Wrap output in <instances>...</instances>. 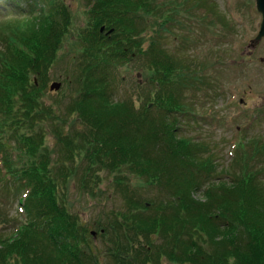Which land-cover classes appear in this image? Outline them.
Returning <instances> with one entry per match:
<instances>
[{
	"label": "trees",
	"instance_id": "trees-1",
	"mask_svg": "<svg viewBox=\"0 0 264 264\" xmlns=\"http://www.w3.org/2000/svg\"><path fill=\"white\" fill-rule=\"evenodd\" d=\"M193 1L192 6L206 5ZM1 4L10 16L0 17V179L24 194L27 222L0 232V264H103L97 253H87L88 227L55 197L59 181L79 174L81 163V186L86 177L97 183L101 172L110 171L117 186L136 174L162 192L146 199L130 183L123 186L129 195L124 209L101 227L123 243L108 247L109 264H149L164 257L187 264H264L262 170L232 166L228 177L220 176L212 155H203L205 144L178 135L171 115L184 109L177 92L183 67L156 44L143 46L142 32L156 25L166 29L175 20L177 12L168 14L174 8L157 16L164 5L157 0H86L88 22L77 37L81 52L72 59L78 90L66 106L75 119L66 128V118L39 97L70 25L68 4ZM133 55L143 57L152 72L147 81L155 88L154 112L147 99L137 107L131 97H114L116 69ZM48 132L59 140L55 160L39 154ZM11 142L23 156L22 166L13 163ZM254 143L251 156L263 154L262 144ZM137 208L153 211L133 212ZM139 237L146 244L133 248Z\"/></svg>",
	"mask_w": 264,
	"mask_h": 264
},
{
	"label": "rangeland",
	"instance_id": "rangeland-1",
	"mask_svg": "<svg viewBox=\"0 0 264 264\" xmlns=\"http://www.w3.org/2000/svg\"><path fill=\"white\" fill-rule=\"evenodd\" d=\"M3 1L0 0V17H9V10L2 8ZM63 1L70 8V25L39 98L48 107L52 106L59 117L66 118L68 124L65 122L64 126L69 128V124H74L75 113L68 115L66 106L78 90V83L72 77L75 68L72 59L81 52L82 42L77 37L88 22V14L86 0ZM192 1L172 0L177 4L178 8H175V4L170 6V0H157L160 5L164 4L159 7L162 12L157 16L174 8L168 14L172 16L177 12L175 20L166 29L156 25L141 35H144L142 42L145 48L154 43L183 67L182 78L177 79L181 83L177 92L184 103L182 111L185 113L179 111L171 115L173 125L178 127V135L206 145L203 155H212L218 175L228 177L232 171L230 167L234 166L236 171L237 167L245 171L261 169L264 179V153L251 156L255 141L264 147V34L257 37L262 14L256 7V0H206V5L197 7L192 6ZM186 7L192 8L186 11ZM159 55L162 61H166L163 53ZM148 75H152V72L148 71L143 57L135 58L133 55L130 61L120 64L112 83L115 99L131 97L137 107L147 99L152 106L155 88L147 81ZM54 81L61 85L51 90L49 86ZM151 108L153 112L156 111L155 106ZM47 124L49 129L48 121ZM57 139L52 132L46 133L45 147H39V154L45 152V159L48 156L51 160L57 159L58 150L61 149ZM10 146L13 148V163L22 166V154L15 143L11 142ZM35 158L39 161L37 156ZM82 166L83 163L80 164L79 174ZM79 174L72 172L70 177L59 181L56 201L90 230L88 246L91 248L87 253L93 251L97 253L99 261L109 264L112 257L108 247L123 243L101 227L113 220L114 211L124 209L129 195L123 186L130 183L131 188L146 199L161 197L162 192L159 193L156 186L136 174H132L121 186L113 181L114 175L110 171L101 172L97 183L86 177L88 180L82 186ZM13 186L0 179V232L4 234L14 232L18 225L27 222L22 200L24 194L20 197ZM201 192L199 190L196 194L200 195ZM130 194L133 195V191ZM152 211L141 208L133 210L139 214ZM100 233L105 234L102 236ZM131 244L134 248L146 244V241L139 237ZM149 264L187 263L164 257Z\"/></svg>",
	"mask_w": 264,
	"mask_h": 264
},
{
	"label": "water",
	"instance_id": "water-1",
	"mask_svg": "<svg viewBox=\"0 0 264 264\" xmlns=\"http://www.w3.org/2000/svg\"><path fill=\"white\" fill-rule=\"evenodd\" d=\"M256 7L262 14V22H261L260 30H259V33L257 36V37H260L261 35L264 34V0H256ZM103 29H104V27L102 26L101 30H103ZM111 31H112V29L109 30V32H111ZM60 85H61L60 82L54 81L50 84L49 88L51 90L52 89H58L60 87Z\"/></svg>",
	"mask_w": 264,
	"mask_h": 264
}]
</instances>
